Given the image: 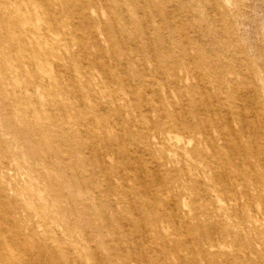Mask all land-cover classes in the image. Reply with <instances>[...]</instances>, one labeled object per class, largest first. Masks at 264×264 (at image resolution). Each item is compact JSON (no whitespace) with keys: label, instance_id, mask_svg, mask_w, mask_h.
<instances>
[{"label":"rangeland","instance_id":"rangeland-1","mask_svg":"<svg viewBox=\"0 0 264 264\" xmlns=\"http://www.w3.org/2000/svg\"><path fill=\"white\" fill-rule=\"evenodd\" d=\"M174 65L179 73L169 72ZM118 76L165 85L173 97L179 91L194 122L231 120L235 136L218 153L221 179L198 155L166 149L176 214L157 183L139 186L135 167L105 146L128 124L111 111ZM142 90L158 104L149 86ZM116 105L137 127L143 113L157 116L138 101ZM193 138L189 147L201 134ZM137 154L135 164L144 165ZM109 167L129 182L113 172L106 186L101 170ZM178 183L189 188L183 197ZM134 185L160 196L164 208L151 200L140 214ZM199 248L208 254L197 256ZM123 257L264 264V0H0V264H122Z\"/></svg>","mask_w":264,"mask_h":264},{"label":"bare ground","instance_id":"bare-ground-1","mask_svg":"<svg viewBox=\"0 0 264 264\" xmlns=\"http://www.w3.org/2000/svg\"><path fill=\"white\" fill-rule=\"evenodd\" d=\"M50 14L52 17H58L57 14ZM171 69L177 71V73L181 71L180 67L175 65L174 67L170 68L169 72L171 71ZM172 80L170 82L174 87L176 81L180 82L183 79L178 74L177 80ZM113 85H120V87L113 90L114 94L112 97L114 98L112 100V103L110 104L112 106L111 111L114 116L120 121V123L125 122L128 124L121 126L118 131L115 129L112 130L116 137L115 139H112L110 143H105V146H107L106 148L110 152L113 149L116 151V153H114L116 154V158L119 163H127L129 164V166L135 167L133 178L137 181L139 186H148L152 183H157L162 189V192L165 194L167 193V189L168 187H170L175 173L174 171L167 170V167L171 165L174 160L166 157L164 153L166 149H168V146L172 145L174 154L182 153L184 150L190 154H196L205 161L207 167L214 172L215 176H219L220 179L223 178L224 172L221 175L222 169L220 166V159H218V153L222 154V151L225 152L226 147L230 145V138H233L235 136V132L232 128L230 119L227 122L228 124L226 125V127H224V123H222V120L220 119L212 120L211 124H208L209 122L207 123L206 120L194 122L192 120V116L195 112L193 111V109L187 107L185 100L177 98V96L180 95L179 91H176V97L170 96L164 91L165 85L163 87H158L153 83L150 84L147 81L134 82L131 78L125 79L121 76L115 78ZM148 86L150 87V92L157 95L159 99L158 104L150 101V98L146 97L144 90H142V87ZM183 91H185L184 88L182 89V92ZM129 100L134 102L138 101L139 103L149 105L157 114L155 121L151 119L148 112L143 113V118L146 122L145 124H141L139 127H137V125L130 119H127L126 121L124 115H122L120 109L116 104L118 102H123V104H125ZM237 120H239V123H242L245 126V120L241 115H237ZM198 132L201 134V139L197 141L195 146L189 147L194 139L193 136ZM132 134H135V137L130 138L129 136H131ZM93 140L96 142L97 138L93 137ZM225 140V145L221 147L219 145V141ZM173 142H183L184 147L178 146ZM202 143L208 146L211 153H206V151H203V148L200 145ZM186 147L187 149H185ZM137 151L141 152L144 156V165L135 164L136 162H139L140 157H142L137 154ZM157 156L162 160L161 162L156 159ZM97 159L101 164L104 162L105 159L102 152L97 155ZM231 161L237 163V161L235 160ZM117 167H114V170H112L110 167L109 169L104 168L101 170L103 173L102 176L106 181V186L108 185V187H111L112 180L110 177L113 172L125 184L129 182V176L124 173V170L117 169ZM248 169L251 170L250 167ZM147 174H149V178H147ZM176 187L178 188V190H180L181 197H183L186 190L188 191L189 189L188 187L182 185V183H178ZM133 188L137 189L135 191L137 193L139 202L142 204L138 211L140 214L148 213V210L146 209L149 208L145 206V203L150 202L151 200H155L161 208H164L165 203L162 198H160V196L158 198L150 191H140L137 185H134ZM166 196L172 201L171 208L174 211L173 213L176 214V212H178L177 198L174 196V194L171 193L169 195L166 194ZM233 196L234 192L232 190H229L228 192H226V194H224V201L227 202L228 198ZM122 199L124 202L130 203V205L132 206V213L136 214L134 205L130 201L131 196L126 193ZM129 248L131 249V247ZM155 249L151 250L152 254L155 253ZM207 254L208 253H206L205 250L199 248L196 255L201 257ZM120 260L122 264H128L127 260L124 257L120 258ZM152 264L160 263H158V261L153 257Z\"/></svg>","mask_w":264,"mask_h":264}]
</instances>
